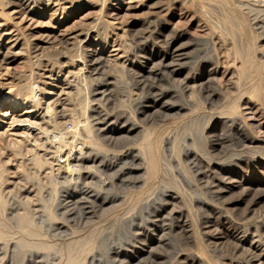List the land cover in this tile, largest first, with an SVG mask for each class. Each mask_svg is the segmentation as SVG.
I'll list each match as a JSON object with an SVG mask.
<instances>
[{
	"label": "rangeland",
	"instance_id": "obj_1",
	"mask_svg": "<svg viewBox=\"0 0 264 264\" xmlns=\"http://www.w3.org/2000/svg\"><path fill=\"white\" fill-rule=\"evenodd\" d=\"M0 264H264V0H0Z\"/></svg>",
	"mask_w": 264,
	"mask_h": 264
},
{
	"label": "bare ground",
	"instance_id": "obj_2",
	"mask_svg": "<svg viewBox=\"0 0 264 264\" xmlns=\"http://www.w3.org/2000/svg\"><path fill=\"white\" fill-rule=\"evenodd\" d=\"M249 65L246 67V70L247 71H249L250 72V70H249ZM47 94V93H46ZM102 94V93H101ZM103 96H105V95H103ZM23 122V121H22ZM13 127V126H12ZM15 127H24V126H22V125H20V124H15V126H14V128ZM72 131V130H71ZM73 132V131H72ZM58 135L57 136H63L64 137V135H66V137H67V135H69L70 134V132H66V131H62V130H58ZM49 136V135H48ZM69 137V136H68ZM152 169H153V172H156V166L155 165H153L152 166ZM158 193V190L157 189H155V190H153V191H151V193L146 197V199H145V205H147L149 202L148 201H150L154 196H156V194ZM144 206V205H143Z\"/></svg>",
	"mask_w": 264,
	"mask_h": 264
}]
</instances>
